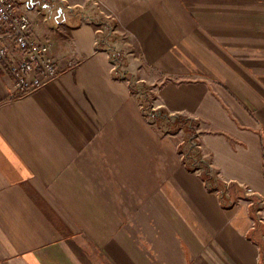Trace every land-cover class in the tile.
I'll return each mask as SVG.
<instances>
[{
  "label": "crops",
  "instance_id": "1",
  "mask_svg": "<svg viewBox=\"0 0 264 264\" xmlns=\"http://www.w3.org/2000/svg\"><path fill=\"white\" fill-rule=\"evenodd\" d=\"M28 7L59 73L0 66V264H264V0Z\"/></svg>",
  "mask_w": 264,
  "mask_h": 264
},
{
  "label": "built area",
  "instance_id": "2",
  "mask_svg": "<svg viewBox=\"0 0 264 264\" xmlns=\"http://www.w3.org/2000/svg\"><path fill=\"white\" fill-rule=\"evenodd\" d=\"M28 1L0 0V66L11 78L14 97L40 89L59 73L52 43L33 37Z\"/></svg>",
  "mask_w": 264,
  "mask_h": 264
},
{
  "label": "trees",
  "instance_id": "3",
  "mask_svg": "<svg viewBox=\"0 0 264 264\" xmlns=\"http://www.w3.org/2000/svg\"><path fill=\"white\" fill-rule=\"evenodd\" d=\"M94 23L97 25H104V28L106 30V32H108L111 28H112V24L104 19L102 20H94ZM111 60H113V62H115L118 65V69L121 68V62L122 60L120 59V56L118 54H111L110 55ZM120 76L122 78L127 77L126 73L124 72H120ZM129 80H131L129 78ZM131 82V81H130ZM131 90L133 92H135L134 88L131 86ZM146 91H147V87L142 86L141 88V92L146 96ZM153 117H167L166 114L163 111H156V112H152L151 114ZM179 123L180 122H186V123H191L188 120H185L183 118H177L176 119ZM203 177L206 181V183L208 184L209 188L211 189H216L219 190V192L221 193V198H222V202L224 204L225 201V193H224V188H225V184L222 183L221 181L214 179L213 176L210 175L208 168H205V172L203 174ZM228 192H229V198L230 199H238V198H242V199H248L247 196H245L242 193V190L235 184H229L228 186ZM225 205V204H224Z\"/></svg>",
  "mask_w": 264,
  "mask_h": 264
},
{
  "label": "rangeland",
  "instance_id": "4",
  "mask_svg": "<svg viewBox=\"0 0 264 264\" xmlns=\"http://www.w3.org/2000/svg\"><path fill=\"white\" fill-rule=\"evenodd\" d=\"M146 98L148 99V97H146ZM145 103H146V106H147L148 108H151L152 104H151L150 101H146Z\"/></svg>",
  "mask_w": 264,
  "mask_h": 264
}]
</instances>
